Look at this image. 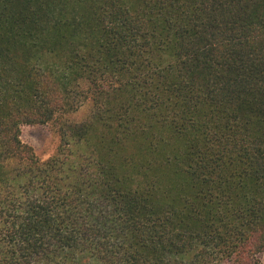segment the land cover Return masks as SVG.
Segmentation results:
<instances>
[{
    "label": "trees",
    "instance_id": "trees-1",
    "mask_svg": "<svg viewBox=\"0 0 264 264\" xmlns=\"http://www.w3.org/2000/svg\"><path fill=\"white\" fill-rule=\"evenodd\" d=\"M262 253L264 0H0V264Z\"/></svg>",
    "mask_w": 264,
    "mask_h": 264
},
{
    "label": "rangeland",
    "instance_id": "rangeland-1",
    "mask_svg": "<svg viewBox=\"0 0 264 264\" xmlns=\"http://www.w3.org/2000/svg\"><path fill=\"white\" fill-rule=\"evenodd\" d=\"M87 107L82 108L73 116L74 120H79L87 114ZM21 141L33 149L34 154L41 160H47L55 153L57 139L50 126L22 127L20 130ZM259 260L264 264V253L259 255Z\"/></svg>",
    "mask_w": 264,
    "mask_h": 264
}]
</instances>
